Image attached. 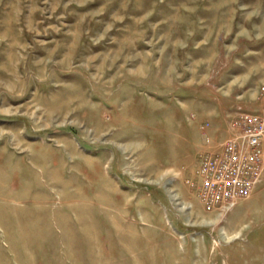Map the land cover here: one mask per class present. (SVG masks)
<instances>
[{
	"label": "rangeland",
	"instance_id": "rangeland-1",
	"mask_svg": "<svg viewBox=\"0 0 264 264\" xmlns=\"http://www.w3.org/2000/svg\"><path fill=\"white\" fill-rule=\"evenodd\" d=\"M239 111L264 0H0V264H264V172L221 221L198 196Z\"/></svg>",
	"mask_w": 264,
	"mask_h": 264
},
{
	"label": "built area",
	"instance_id": "built-area-1",
	"mask_svg": "<svg viewBox=\"0 0 264 264\" xmlns=\"http://www.w3.org/2000/svg\"><path fill=\"white\" fill-rule=\"evenodd\" d=\"M231 131L232 135L218 149L203 154L200 164L198 196L206 211L219 221L239 201L251 197L264 172V115L239 111L232 120ZM173 199L184 210L194 208L177 193Z\"/></svg>",
	"mask_w": 264,
	"mask_h": 264
},
{
	"label": "bare ground",
	"instance_id": "bare-ground-1",
	"mask_svg": "<svg viewBox=\"0 0 264 264\" xmlns=\"http://www.w3.org/2000/svg\"><path fill=\"white\" fill-rule=\"evenodd\" d=\"M239 235H240V233H236L235 235H233L231 237L226 236V240H227V242L233 241L234 239L238 238Z\"/></svg>",
	"mask_w": 264,
	"mask_h": 264
}]
</instances>
